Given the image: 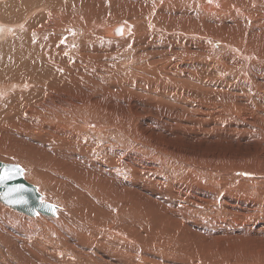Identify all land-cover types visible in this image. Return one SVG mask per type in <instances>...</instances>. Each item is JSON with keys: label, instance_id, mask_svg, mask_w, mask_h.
I'll list each match as a JSON object with an SVG mask.
<instances>
[{"label": "bare ground", "instance_id": "1", "mask_svg": "<svg viewBox=\"0 0 264 264\" xmlns=\"http://www.w3.org/2000/svg\"><path fill=\"white\" fill-rule=\"evenodd\" d=\"M222 1L231 3L233 11H236L235 14L255 11L252 8H244V2L243 5L237 6L235 0ZM132 2H136L140 5L139 7L145 9L151 2L155 8L150 10L149 14H133L134 34L133 36L125 35L126 38H122L125 29V33L130 31L129 26L125 25V28L124 24L117 25L118 22L114 23L112 20L106 23L108 25L103 24V20L108 19L104 17L109 16L103 7L105 4L112 3L115 8L124 6L128 8V4L130 5ZM198 2L199 0H0V97H3L0 100V157L16 160L25 165L27 162L30 164L31 159L44 161L45 166L51 169L50 173L37 170L35 177L37 179L43 177L48 188L55 194L54 197L60 202L62 210H65L57 212V208L60 206L46 201L56 207L54 208L56 219L54 221L46 220V223L51 229L58 228L60 240L58 244L62 246L61 248H49L47 243L42 247L36 241L35 236L39 234L37 232H40L38 224L41 219L38 220L39 222L26 220L12 211L5 210L1 203L0 217L7 212L18 218V222L21 223L19 227L21 233L23 236L28 234V241L31 239L33 246L38 249V251H30L25 246L26 240L21 239V233L16 235L12 230L7 235L13 240V243L8 245V241L1 237L4 232L0 229V254L2 256L11 253L20 257L21 263L27 264H57L60 260H65L64 264H122L112 257L116 256L120 257V260H125L124 258L130 254L132 246H140L139 240H136V244H132L133 239L135 241L136 238L133 233L135 232V236L142 237V239L143 237L147 238L148 241L145 244L141 243V246L144 247L150 242L146 234L149 231H154L155 235L158 234L163 239L175 244V247L170 246L172 254L176 257L174 264H194L195 262V264H199L197 261L202 264L206 254L212 255L211 257L217 259L218 263L220 261V264L226 257L235 259L238 252L226 255L223 243H218L212 249L205 251L199 250L200 248L198 249L197 246L188 245L185 235L179 231L178 224L173 221L174 219L167 217L166 214L158 213L157 206L155 208L146 205L144 201H147V197L145 195L141 196L142 199L133 197L129 185L131 182L121 183L117 187L112 186L106 180L99 178L98 171L92 166L82 167L81 160H78L79 158L77 159L69 148L65 149L62 138L55 137V141L51 142L50 138H46V136L42 137V140L37 138L40 140L37 141L32 136H35V131H39L40 128L23 121L28 108L30 114L40 116H44L46 112L49 114V109L53 107L61 111L60 105H63L68 97L74 99L82 97V85L86 86L85 90L90 89L91 86L97 87L102 81L101 76L106 74L105 71L114 68L113 64L120 65L129 62L134 64L133 69L137 71V76L132 74V70L129 73L121 74L126 78L131 77L132 80L121 81V84L116 87L123 93L164 104L166 111L171 113L172 119H175L176 122L177 118L182 120L171 126L175 131L187 132L191 130L192 133L195 129H207L208 131L215 129L218 123L216 124L214 116L220 115L221 111L226 110L240 113H247L249 110L256 113L257 120L264 122V72L257 74L260 69L254 67L252 72L256 70L257 73L253 76L246 71L249 74L250 82L245 80L246 78L243 79L242 76L237 78V75L246 69L241 71L238 70L239 66L235 67L238 61L234 62V59L231 58L235 55H231L233 54H230L231 51L227 57L223 56L225 59L218 57L219 59L213 60L209 45V30L213 26L210 18L212 14H215L217 4L213 6L215 0ZM222 6L221 9H223ZM115 8L113 7V9ZM125 11L127 12L128 9ZM220 12V15L223 14ZM235 14L234 16H236ZM54 16L59 18L57 22ZM251 16L253 17V15ZM232 18L234 19V17ZM21 25L22 28H19ZM224 28L226 32H234L231 24H224ZM161 30L168 31L167 33L172 32L176 36L165 35ZM237 30L235 33L239 32ZM119 31L122 32L121 36L112 35ZM160 37L165 39L162 42L167 47L155 43ZM233 37V40H227L229 42H227V47L238 55L236 59L242 58L241 64H243V59L245 62L246 60L252 61L251 58L254 57V54L242 52L238 48L241 40L235 41V36ZM237 38L239 37L237 36ZM240 38L242 37L240 36ZM245 42L246 39L241 43L246 44L247 42ZM133 52L137 53L133 55ZM226 58H229L230 61ZM102 59L107 61L104 63L106 66L101 63ZM261 66L263 67V65ZM243 76L245 75L243 74ZM108 83L111 84V82ZM81 107L83 108L84 105ZM88 114L83 115L88 116ZM193 117L196 119L193 120ZM185 120L190 121L193 127H188ZM83 122L84 127H93L98 133L102 130L94 119L85 117ZM106 122L108 126L113 124L111 121ZM195 122H199L202 127L195 126ZM217 128L219 129V127ZM8 129L16 133V135H11L14 137L9 136V139L5 138ZM74 129L76 128L74 127ZM72 130L69 131L72 132ZM75 131L77 132V130ZM68 132L66 133L68 134ZM150 137L152 136L150 135ZM158 148L160 147H157V150L161 149ZM86 149L84 148V150ZM77 150L79 151V148ZM157 152L159 153V151ZM181 154H185V152L181 151ZM38 161H34V165L35 162H40ZM136 170L137 168H132V173H135ZM129 172L130 170L126 169V173L129 174ZM237 173L241 176L249 175L244 172V169ZM29 176L32 178V175ZM255 176L264 179V171ZM122 185L123 187L120 188ZM224 185L227 184L224 183ZM251 185L253 184L251 183ZM34 186L36 187V185ZM219 186L213 185L216 188ZM224 190L227 189L224 188ZM41 200L43 201L42 197ZM200 201L196 199L195 202H189L184 208L188 207V210L198 212L203 208ZM222 205L224 206L223 203ZM120 219L124 227L118 229L113 224ZM125 227L129 230H125ZM51 229H49L50 234H52ZM240 232L242 231L240 230ZM231 234L234 235V233ZM256 236L258 235L256 234ZM224 237H226L225 234ZM16 242H21L20 249L19 246H15ZM39 249L41 250L39 251ZM251 262L253 261L251 260ZM251 262L249 263H254Z\"/></svg>", "mask_w": 264, "mask_h": 264}, {"label": "rangeland", "instance_id": "2", "mask_svg": "<svg viewBox=\"0 0 264 264\" xmlns=\"http://www.w3.org/2000/svg\"><path fill=\"white\" fill-rule=\"evenodd\" d=\"M200 1L201 0H199L198 3H200ZM235 1L237 6L245 3L244 8H252L255 9V11L250 10L248 13L237 12L235 14L234 12L236 11H233V5L231 3H226L222 0H215L213 6L217 4V8L214 11L215 14H212L210 18L213 26L209 30V45L212 54L211 57H214L213 60L219 58L225 59L230 51V54L233 53L231 55L235 54L231 57L234 59V62L238 61L236 62L237 66L235 67L238 68L239 66L238 70L241 71L246 69L244 72L242 71L243 73L239 71L240 74L237 75V78L239 79L242 76L244 77L243 79L246 78L245 80L248 81L249 74L246 73V71L250 72L253 76H255V73L257 72V74L264 72V9H262L264 7V0ZM110 4L112 3L105 4L103 7V10H106L105 13L109 15L108 17H104L108 19L103 20V24L112 20L114 23L118 22L117 25L124 24V26H129L130 31L125 33V29L122 38H124L125 35L133 36L134 34L133 29L135 22L132 18L134 16L133 14H149L155 8L151 2L147 9L139 7L140 5L136 4V2H132L130 5L128 4V8L125 6L115 8L113 4ZM220 5H223V9H221ZM113 7L115 9H113ZM127 9V12L130 15L126 14L127 12L125 10ZM220 11L223 14L220 15ZM121 13L123 14L121 15ZM249 13L253 15V17ZM231 14L236 20L231 17ZM234 14L236 16H234ZM227 17L231 18L228 19ZM54 19L56 22L59 20L56 16H54ZM226 23L232 25L234 32L225 31L224 24ZM19 28H22V25ZM236 30L239 32L235 33ZM167 32L168 31L163 33L165 35H172L173 37L176 36V34L172 32ZM240 32L242 33L240 34ZM121 34L122 32L119 31L117 34L112 35L121 36ZM238 34L242 38H240ZM233 36H235V41L241 40L242 42L246 39L247 43L245 42L246 44H244L239 42L240 46L238 48L241 49L242 52L253 53L254 57L251 58L253 59L252 61L246 60L245 62V59H243V64H241L242 58L238 57L239 60L236 59L238 55L227 47V40H233ZM237 36L239 38H237ZM222 37L225 40L224 42ZM162 40L165 39L160 37L155 43L163 44L165 46ZM73 46L75 45L73 44ZM247 48L253 50L248 49V51ZM136 53L137 52H133L132 54L135 55ZM123 55L126 56V54ZM226 59L230 61L229 58ZM101 63L103 66H106L104 63H107V61L103 60ZM250 63L255 65L252 67ZM261 65H263V67ZM113 66L114 68L107 69L105 71L106 74L101 76L102 81L101 83L99 82L97 87L91 86L90 89L85 90L86 86L82 85L81 88L83 89V95L80 99L68 97L63 105H60L62 107L61 111L58 108L53 107L49 109V114L46 112L44 116H40L30 114L28 108L26 110V116L23 117V121L27 124H34L40 128L39 131H35L36 135L32 136V138H36L35 140H37V138L42 140L47 136L46 138L49 137L51 142L55 141V137H58L59 139L62 138V142L65 144H63L65 149L68 150L69 148L75 154L76 158L81 160L80 164L82 167L89 165L96 169L99 178L106 180L114 187H117L121 183L131 182L129 185L133 197L136 196L137 198H141V196L145 195L147 197V201H144L146 205L155 208L157 206L158 213L163 215L166 214L167 217L174 219L173 221L178 224L179 231L185 235L188 245L197 246L198 249L200 248L199 250L205 251L207 249H212L218 243H223L225 244L223 248L226 251V255L229 253L231 254L232 252H238V255L234 259L235 261L226 257L221 264H250L249 262H251V260L254 262H251L253 264H264V179L255 176L257 173L264 171V122L257 120L256 113L249 110L247 113L229 112L226 110L221 111L220 115L214 116L216 117V124L218 123L215 127H219V129L222 130V133L218 128L211 129L210 131L207 129H195L192 133L191 130L187 132L175 131L171 126L180 122L181 118H177V122L175 119H172L171 113L166 111L164 104L159 101L155 102L138 98L128 93H123V91L116 87V85L121 84V81L128 79L132 80L131 77L126 78L121 74L129 73L132 70V74L137 76V71H134L133 69L134 64L125 62V64H113ZM254 67L260 69V71L258 70L255 72V70L252 72ZM243 74L245 76H243ZM214 75L217 76L216 73H214ZM108 82H111V84ZM15 84L17 85V83ZM2 98L3 97H0V100ZM83 105L84 107L82 108L81 106ZM87 112L90 113L88 114ZM85 113L88 114V116H84L83 114ZM85 117L87 119H94L96 123L100 125L102 129L99 131L100 133H98L96 129H93V127H84L83 119ZM195 119L196 118L193 117V120ZM206 119L208 118L206 117ZM106 121H111L113 123L112 126H108ZM184 122H186L188 127H193V124L190 121L185 120ZM198 125L199 127H202L199 122H195V126ZM74 127L76 129H74ZM68 129L73 130L70 132ZM75 130H77V132ZM8 132L6 133L7 137H5L7 139L14 137L11 135H16L13 130L8 129ZM66 132H68V134ZM150 135L153 138L150 137ZM82 147L87 149L84 150L83 148L80 150ZM157 147H160L161 149L158 148L160 150H157ZM78 148L80 153L77 150ZM157 151H159V153ZM181 151H184L185 154H181ZM33 160L34 159H31L30 164L27 162L28 165L27 163L25 165L16 160L13 161L12 159L0 157V161L2 162L15 163L23 167L22 175L24 179L29 183L36 185L43 201H48L56 206H60V202L54 197L55 194L48 188L43 177L39 179L35 177L37 170L50 173L51 169L45 166L43 163L44 161L41 160H39L40 162L34 160L39 162H35V166ZM175 164H177V166H175ZM131 167L133 169L137 168V172L135 171V173H132ZM190 167L192 168V172ZM126 169L130 170L129 174L126 173ZM243 169L244 172L249 175L241 176L237 173V171H243ZM148 171L151 172L149 173ZM29 175H32V178H30ZM211 179L212 181L210 182ZM224 183L227 185H224ZM251 183L253 185H251ZM247 184L248 186H246ZM213 185L223 186L216 188L213 187ZM236 186L240 187L237 188ZM122 187L123 185L120 188ZM224 188L227 190H224ZM196 199L201 200L202 209L198 212H193L188 210V207L184 208L185 205L189 202H195ZM1 206L7 211H12V213L24 217L26 220L39 222L38 220L41 219V222L38 224L40 232H37L39 234L35 236L37 238L36 241L42 247L46 246V243L49 248L62 247L58 244L60 241L58 228L56 230L51 229L46 223V220L54 221L56 219L55 216L50 217L40 213L35 216H28L17 212L4 204ZM57 210V212L60 210L63 212L65 211L62 210L61 206L60 208L58 207ZM245 212L248 213L246 214ZM225 222L228 223L226 224ZM113 225L118 229L124 227L121 219ZM252 225L256 227H253ZM20 226L21 223L18 222V218L9 215L7 212L0 217V229L4 232L1 234V237L8 241V245H11L13 240L7 235V233L12 230L16 235H19L21 233V229H19ZM252 227L256 229H253ZM49 229L52 230V234L49 233ZM124 229L127 230L128 228L125 227ZM240 230L242 232H240ZM231 233H234V235ZM224 234L226 237H224ZM256 234L258 236H256ZM27 235L28 234H25L23 236V233H21V239L27 241L24 242L25 246H27L30 251H38V249L33 246V241L31 239L28 241ZM133 235L136 238L135 241L133 239L132 244H136V240H139L142 244H145L148 241L147 238L143 237L142 239V237L135 236V232ZM146 236H148L150 240L147 246L142 247L141 243L140 246H132V250H130V254L124 258L125 260H120V257L116 256H113L112 258L116 261H120L122 264H174L176 257L172 254L170 246L175 247V244L163 239V237L158 234L155 235L154 231H149ZM14 244L15 246H19V249L21 248V242H16ZM148 248L151 250L149 251ZM40 250L41 249H39V251ZM30 254L32 253L30 252ZM211 256L208 254L204 255L202 264H220V261L218 263L217 259L212 258ZM20 259V257L11 253H6L5 256L0 254V264H27L21 263ZM197 262L201 264L200 261ZM64 263L65 260L57 262V264Z\"/></svg>", "mask_w": 264, "mask_h": 264}, {"label": "water", "instance_id": "3", "mask_svg": "<svg viewBox=\"0 0 264 264\" xmlns=\"http://www.w3.org/2000/svg\"><path fill=\"white\" fill-rule=\"evenodd\" d=\"M0 202L9 208L28 216L38 213L55 216L54 205L41 200L37 188L22 176V168L17 164L0 161Z\"/></svg>", "mask_w": 264, "mask_h": 264}, {"label": "snow or ice", "instance_id": "4", "mask_svg": "<svg viewBox=\"0 0 264 264\" xmlns=\"http://www.w3.org/2000/svg\"><path fill=\"white\" fill-rule=\"evenodd\" d=\"M5 178H7L6 176H0V179H5Z\"/></svg>", "mask_w": 264, "mask_h": 264}]
</instances>
